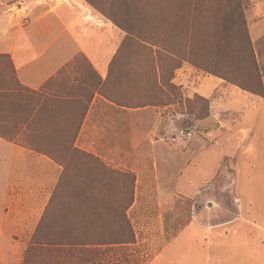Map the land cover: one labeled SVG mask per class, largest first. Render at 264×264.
Here are the masks:
<instances>
[{"label":"rangeland","instance_id":"rangeland-1","mask_svg":"<svg viewBox=\"0 0 264 264\" xmlns=\"http://www.w3.org/2000/svg\"><path fill=\"white\" fill-rule=\"evenodd\" d=\"M85 1L134 30L125 34L102 92L124 108L111 107L119 111L95 126V140L25 142L62 169L52 193L44 191L50 197L36 233L56 242H83L36 246L31 237L25 251H35L28 264L253 263L235 255L217 263L212 245L217 236L228 237V221L236 212L231 184L241 175L237 168L264 167V0ZM20 2L0 0L1 31L11 28ZM11 67L8 56H0L5 93L22 90ZM257 72L259 94L240 88L254 87ZM1 99L15 123L23 109L14 107L13 97L5 104ZM31 120V133L48 130L37 116ZM99 151L118 167L99 159ZM237 181L244 185L240 176ZM92 201L108 205L114 219L131 201L126 216L133 241L110 244L121 230L117 220H96L98 229L91 227L84 210ZM97 235L109 242H86Z\"/></svg>","mask_w":264,"mask_h":264},{"label":"crops","instance_id":"crops-1","mask_svg":"<svg viewBox=\"0 0 264 264\" xmlns=\"http://www.w3.org/2000/svg\"><path fill=\"white\" fill-rule=\"evenodd\" d=\"M19 4L11 16V28L0 30V56H8L22 88L13 93L0 90V97L3 104L13 97L14 107L23 109L11 123L7 107L0 104V128L14 131L0 132V264H22L50 197L44 191L51 188L52 193L62 170L25 142L95 140V126L106 122L109 112L124 108L102 95L109 65L125 42V33L112 19L93 11L85 0H23ZM18 12L22 16L16 18ZM112 106L118 108L116 112ZM36 116L48 127L43 135L27 129ZM78 125L77 131L72 128ZM96 155L118 167L103 152ZM258 168L245 164L237 168L245 182L240 187L237 176L231 184L236 212L228 221V237L217 236L213 241L217 263L235 255L242 262L252 259L251 264H264V167ZM250 246L254 251H249ZM14 252L19 254L15 257Z\"/></svg>","mask_w":264,"mask_h":264},{"label":"trees","instance_id":"trees-1","mask_svg":"<svg viewBox=\"0 0 264 264\" xmlns=\"http://www.w3.org/2000/svg\"><path fill=\"white\" fill-rule=\"evenodd\" d=\"M89 3V2H88ZM90 5V3H89ZM114 23L119 27V29L121 31H123L127 37L129 36H132L134 34V30L132 28H122L118 25L117 22L114 21ZM12 68V67H11ZM13 70V69H12ZM12 75H14V71L12 72ZM261 80H260V76L258 75V72H257V80L255 82V85L254 87H240L242 88L243 90H246V91H249L253 94H259L260 93V90H261ZM15 87L19 88L17 86V83L15 84ZM14 87V88H15ZM170 89H174L173 86H170L169 87ZM81 156L83 157H89L88 155H86L85 153H80ZM54 159V158H53ZM56 192V191H55ZM97 194V193H96ZM95 195V194H93ZM131 205V201L122 205V207L120 208V215L118 214V217L117 219H114L112 216L113 212L112 210L108 207V205H101V204H98L94 201L88 203L87 205H85V210L84 212L88 213L87 216L90 217V220H91V227L95 228V229H98V225L95 223L96 220H108V219H111V221H114L117 220L116 224L118 226V228H120L121 230H118V233L116 234V238H113L111 241H110V244H125V243H130L132 242V230L130 228V224H129V221L127 219V216H126V211L127 209L129 208V206ZM89 240H87L86 242L89 243V245H92L94 243H103V244H107V242L109 241H105L103 239V235L102 237L97 235V236H89L88 237ZM98 238L99 241L97 242H94L92 243V241L94 239ZM32 242H34L33 244L36 245V246H40V245H45L47 247H55V246H58V245H81L82 243L79 242L78 240H74V241H59V242H56V240H50V239H41L39 238L38 234L35 233L34 236H33V239H32ZM70 243V244H68ZM86 245V244H84ZM35 250L33 249H29L27 251H25V259H24V264H28V262L30 261L31 257H33L34 252Z\"/></svg>","mask_w":264,"mask_h":264}]
</instances>
